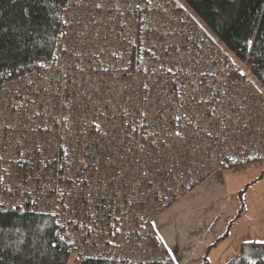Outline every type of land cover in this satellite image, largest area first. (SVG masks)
<instances>
[{"label":"built area","instance_id":"1","mask_svg":"<svg viewBox=\"0 0 264 264\" xmlns=\"http://www.w3.org/2000/svg\"><path fill=\"white\" fill-rule=\"evenodd\" d=\"M54 64L0 86V210L81 259L160 264L155 221L264 160V96L173 0H68Z\"/></svg>","mask_w":264,"mask_h":264},{"label":"trees","instance_id":"2","mask_svg":"<svg viewBox=\"0 0 264 264\" xmlns=\"http://www.w3.org/2000/svg\"><path fill=\"white\" fill-rule=\"evenodd\" d=\"M68 0H0V86L51 66ZM264 96V0H173ZM228 171L236 168L227 169ZM164 249L160 264H177ZM0 264H127L81 260L51 218L0 210ZM228 264H264V244H244Z\"/></svg>","mask_w":264,"mask_h":264},{"label":"crops","instance_id":"3","mask_svg":"<svg viewBox=\"0 0 264 264\" xmlns=\"http://www.w3.org/2000/svg\"><path fill=\"white\" fill-rule=\"evenodd\" d=\"M249 167L234 172L226 170L212 176L166 216L169 220L175 213H188L197 208L201 209L196 210L201 214L209 206L213 207L210 218L198 229L199 243L191 246L186 242L181 243L187 251L183 257L184 260L188 259L187 264H228L244 244H264V205H261L264 204V197L256 195V188L251 191L245 189L253 184L257 171L264 174V160ZM243 192L248 208L240 203L238 195ZM188 220L189 216L177 217L175 227L187 229L190 225ZM182 222L186 223L185 226H182ZM163 241L166 243L164 238ZM167 249L171 255L173 249Z\"/></svg>","mask_w":264,"mask_h":264},{"label":"rangeland","instance_id":"4","mask_svg":"<svg viewBox=\"0 0 264 264\" xmlns=\"http://www.w3.org/2000/svg\"><path fill=\"white\" fill-rule=\"evenodd\" d=\"M234 171H227V172H234ZM255 177H256V179L253 182V184H251V186H248L245 189H248L251 191L253 188H256L255 192L258 193L256 195H261L262 197H264V195H262V192L264 193V182H263L264 174L257 171ZM261 183H262V185H261ZM260 190H263V191H260ZM190 195H191V193L189 195H187L184 199H186ZM238 196L240 198V203L242 205H245L248 208V202L245 200V196H246L245 192H243L241 195H238ZM184 199L175 203L168 211L164 212L154 223L155 232L157 233V235L159 236V238L162 241H163V238L166 241V243H164V241H163V245L165 246V248L167 249V247H170L171 249H173L171 251V255L175 259L177 264H187L188 259H185V260L183 259L184 255L186 254L187 251H186L185 246L181 243L186 242L190 246L193 244L199 243L198 229L201 227V225L203 224V222L205 220L210 218L211 211L213 209L212 206H209L201 214H200V212L196 211V210H201L199 208H197L195 211H191L188 213L187 212H179L180 214L177 215L175 213L169 218V220H167L166 216L170 212H174V208L176 206H178L180 203H182L184 201ZM261 205H264V204L261 203ZM180 216H183V217L189 216V220L187 223H190V225L185 230H179L178 228L175 227V219L177 217H180ZM185 224L186 223L182 222V226H185ZM162 236H163V238H162ZM183 238H185V241ZM189 257H191V256H188V258Z\"/></svg>","mask_w":264,"mask_h":264},{"label":"snow or ice","instance_id":"5","mask_svg":"<svg viewBox=\"0 0 264 264\" xmlns=\"http://www.w3.org/2000/svg\"><path fill=\"white\" fill-rule=\"evenodd\" d=\"M262 242H264V241H262Z\"/></svg>","mask_w":264,"mask_h":264}]
</instances>
